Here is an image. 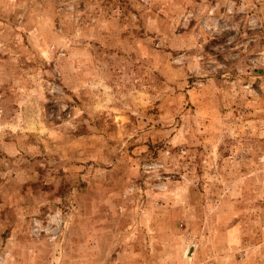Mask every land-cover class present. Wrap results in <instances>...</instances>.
Here are the masks:
<instances>
[{"label": "rangeland", "instance_id": "rangeland-1", "mask_svg": "<svg viewBox=\"0 0 264 264\" xmlns=\"http://www.w3.org/2000/svg\"><path fill=\"white\" fill-rule=\"evenodd\" d=\"M0 264H264V0H0Z\"/></svg>", "mask_w": 264, "mask_h": 264}]
</instances>
